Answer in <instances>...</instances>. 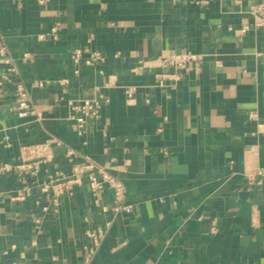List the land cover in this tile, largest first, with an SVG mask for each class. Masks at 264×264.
Instances as JSON below:
<instances>
[{
    "label": "crops",
    "instance_id": "obj_1",
    "mask_svg": "<svg viewBox=\"0 0 264 264\" xmlns=\"http://www.w3.org/2000/svg\"><path fill=\"white\" fill-rule=\"evenodd\" d=\"M262 1L0 0L17 69L0 86V164L48 158L35 177L0 178V264H82L94 244L89 264H264V33L241 32ZM83 47L104 62L76 73ZM184 51L198 65L163 64ZM101 95L79 127L70 102ZM90 165L125 186L131 213L115 212L109 185L91 190ZM60 174L81 178L44 191Z\"/></svg>",
    "mask_w": 264,
    "mask_h": 264
},
{
    "label": "built area",
    "instance_id": "obj_2",
    "mask_svg": "<svg viewBox=\"0 0 264 264\" xmlns=\"http://www.w3.org/2000/svg\"><path fill=\"white\" fill-rule=\"evenodd\" d=\"M212 0H190V3L200 7H206L211 3ZM251 21L244 23L241 28L242 33H246L251 29L259 30L264 33V0L251 7L249 11ZM58 26L51 28L50 34L56 38L58 34ZM44 37L41 36L40 39ZM201 61V56L190 52L184 51L180 54L178 59H165L163 64L177 66L182 69L187 68L190 65H198ZM6 63L8 68L5 74L1 77L0 86L6 83L13 82V76L17 74V69L13 64L11 58H9L6 46L0 41V63ZM71 62L75 67V72L78 73L79 67L82 65L93 67L96 64L104 62L103 54L94 50L90 47L77 48L71 53ZM176 79H179L176 76ZM15 98L16 107L15 110L19 117H26L32 112V106L30 104L29 93L22 82H17L15 87ZM109 102V99L105 95H101L99 100L97 99H86L83 101L70 102L71 109L78 114L73 117L79 127H84L88 120L98 119L101 115L103 104ZM43 151H48L50 146L48 144L42 145ZM72 155V152H70ZM48 162V158L45 155H39L36 157H26L20 164L3 163L0 164V178L4 174L17 169L22 174L35 177L42 170L43 165ZM90 173L88 175L89 185L92 191L99 192L105 185H109L114 192V198L116 206L114 208L117 213H131L132 207L127 203V191L125 186L117 179L108 175L103 168L96 167L95 165L89 166ZM263 175V173H261ZM100 176L101 178H98ZM80 174H75L70 177L60 174L58 177H50V181L43 186L44 191L52 190L54 193H62L64 191L72 189V187L78 185L80 181ZM46 210V208H44ZM89 236L94 241H101L104 237L103 231L97 233H91ZM97 244H94L96 246ZM89 247L85 261L82 264H89L95 253V247Z\"/></svg>",
    "mask_w": 264,
    "mask_h": 264
}]
</instances>
